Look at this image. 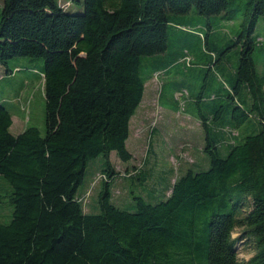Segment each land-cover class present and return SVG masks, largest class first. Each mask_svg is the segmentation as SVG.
Returning a JSON list of instances; mask_svg holds the SVG:
<instances>
[{"label":"trees","instance_id":"1","mask_svg":"<svg viewBox=\"0 0 264 264\" xmlns=\"http://www.w3.org/2000/svg\"><path fill=\"white\" fill-rule=\"evenodd\" d=\"M192 12L242 18L227 99L240 104L235 96L243 85L249 110L232 106V127H213L218 140L210 138L209 118L200 116L208 169L176 178L163 201L134 197L135 210H121L111 202L118 173L109 156L132 159L129 122L145 84L190 67L185 46L167 58V33L172 16ZM263 16L264 0H2L0 65L43 61L45 133L28 127L13 136L11 115L0 104V177L10 186L12 208L10 221L0 223V264H238L236 228L254 249L245 264H264V74L252 59ZM215 99L212 120L220 116ZM251 114L260 130L234 142L230 132ZM220 147L229 148L225 157ZM99 156L106 161L99 211L89 214L76 193L88 162Z\"/></svg>","mask_w":264,"mask_h":264},{"label":"rangeland","instance_id":"2","mask_svg":"<svg viewBox=\"0 0 264 264\" xmlns=\"http://www.w3.org/2000/svg\"><path fill=\"white\" fill-rule=\"evenodd\" d=\"M70 11L75 12V9ZM172 18L167 33V58L171 59L180 47L185 46L191 65H181L160 79L155 77L146 86L142 101L129 122L126 149L132 159L121 162L114 152L109 156L111 166L118 173L111 183V202L128 212L135 210L134 197H141L151 204L163 201L166 190L170 189L176 178L189 170L198 172L208 169V157L203 152L205 133L198 121L200 116L209 118L210 138L218 140L219 135L213 127H232L229 123L231 107L242 105L247 110L250 107L248 92L243 85L235 96L240 104L236 100L232 104L227 99L238 66L241 42L236 43V38L241 31L242 18L238 16L228 22L195 12ZM199 33L207 42L197 37ZM252 36L256 42L252 59L255 71L260 76L264 74V16L257 20ZM146 62L153 61L149 59ZM42 68L41 59L30 58H12L5 66L0 65V104L16 114L23 126L20 130V121L14 122L10 130L13 136L28 127L37 128L41 135L45 133ZM181 90L187 94L178 101L176 92ZM147 94L151 96V101L147 99ZM214 98L220 110L216 120L210 118ZM260 128L256 114H251L236 128L237 133L232 131V136L237 135L234 142L238 143L257 133ZM228 151L229 148L220 147L219 154L225 157ZM105 162L102 156L90 160L82 184L77 189L76 195L83 199L86 213L99 211L98 193L100 180L103 179L100 172ZM10 190L8 183L0 177V223L3 224L11 219L12 208L8 202ZM242 235L240 228L232 233V238H239L236 244L238 264H245L254 254L250 240L241 238Z\"/></svg>","mask_w":264,"mask_h":264},{"label":"crops","instance_id":"3","mask_svg":"<svg viewBox=\"0 0 264 264\" xmlns=\"http://www.w3.org/2000/svg\"><path fill=\"white\" fill-rule=\"evenodd\" d=\"M16 68V67H15ZM15 70H17V69H15ZM162 77V76H161ZM161 77H159V79L161 78ZM151 81H153V79L152 80H150L149 82H147L146 84H145V88H144V92H145V89H146V86L148 87V85H150V83H151ZM149 91V90H148ZM151 93V92H150ZM147 99L149 100V101H151V96L149 95V94H147ZM10 113V112H9ZM176 114V116H178V113H175ZM10 115H11V127H10V130L12 129V127L14 126V122L16 123V122H18V121H20V118L16 115V114H12V113H10ZM187 120H191L190 118H186ZM19 123H21V126H22V122L20 121ZM20 126V130H22L23 129V126L21 127ZM9 130V131H10ZM25 130V129H24ZM23 130V131H24ZM22 131V132H23ZM21 132V133H22ZM18 134H20V133H17L16 135H18ZM16 135H14V136H16Z\"/></svg>","mask_w":264,"mask_h":264},{"label":"built area","instance_id":"4","mask_svg":"<svg viewBox=\"0 0 264 264\" xmlns=\"http://www.w3.org/2000/svg\"><path fill=\"white\" fill-rule=\"evenodd\" d=\"M187 62H188V60H187ZM181 93H178V96H176V99L178 100V101H180V98H181ZM231 133V136H232V131L230 132Z\"/></svg>","mask_w":264,"mask_h":264}]
</instances>
